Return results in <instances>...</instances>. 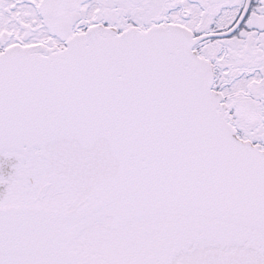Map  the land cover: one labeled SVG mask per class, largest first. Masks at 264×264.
<instances>
[{
	"label": "snow or ice",
	"instance_id": "1",
	"mask_svg": "<svg viewBox=\"0 0 264 264\" xmlns=\"http://www.w3.org/2000/svg\"><path fill=\"white\" fill-rule=\"evenodd\" d=\"M0 264H264V0H0Z\"/></svg>",
	"mask_w": 264,
	"mask_h": 264
}]
</instances>
